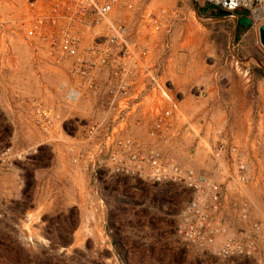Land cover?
<instances>
[{
	"label": "rangeland",
	"instance_id": "rangeland-1",
	"mask_svg": "<svg viewBox=\"0 0 264 264\" xmlns=\"http://www.w3.org/2000/svg\"><path fill=\"white\" fill-rule=\"evenodd\" d=\"M156 1L183 17L170 36L147 45L148 67L169 99L143 91L140 76L121 127L146 139L157 110L174 105L176 133L159 146L163 153L246 198L251 218L264 222V21L239 29L240 15H199L205 3L216 6L211 0ZM7 51L0 58V153L35 151L0 165V264L15 262V254L20 264H264V256L222 260L182 243L175 226L187 195L180 188L115 176L104 159L82 162L71 139L102 113L84 98L67 102V62L52 63L22 39ZM14 92L54 114L53 135L38 131ZM231 147L235 155L214 159L215 150ZM237 158L246 185L230 179Z\"/></svg>",
	"mask_w": 264,
	"mask_h": 264
},
{
	"label": "built area",
	"instance_id": "built-area-1",
	"mask_svg": "<svg viewBox=\"0 0 264 264\" xmlns=\"http://www.w3.org/2000/svg\"><path fill=\"white\" fill-rule=\"evenodd\" d=\"M153 0H1L0 58L10 44L22 39L40 50L52 63L67 62L73 87L67 102L81 98L92 102L102 113L89 120L71 146H78L81 161L94 164L104 159L111 174L128 180L169 185L183 190L187 199L175 226L177 238L218 259L264 256V222L253 220L250 204L240 194L229 196L222 184L205 172L178 163L159 147L175 136L179 119L171 104L160 107L142 139L128 133L122 124L136 105L132 94L137 80L144 77L143 91L159 92L160 83L148 67V43L168 37L183 22L176 7L152 6ZM228 16L246 10L255 22L264 21L257 14L264 0H211ZM135 27L131 30L130 27ZM147 83V84H145ZM166 90L164 85L162 86ZM162 99L166 101L169 97ZM15 105L28 113L34 126L44 135H53L56 117L34 98L14 92ZM166 103V102H165ZM33 151L0 153V165L20 160ZM235 155V148L215 150V160L224 153ZM230 178V176H229ZM233 184L246 185L245 164L235 163Z\"/></svg>",
	"mask_w": 264,
	"mask_h": 264
},
{
	"label": "trees",
	"instance_id": "trees-1",
	"mask_svg": "<svg viewBox=\"0 0 264 264\" xmlns=\"http://www.w3.org/2000/svg\"><path fill=\"white\" fill-rule=\"evenodd\" d=\"M220 9L218 8V7H216V6H213V5H210V4H208V3H205V5L199 10V15H201V16H205V15H207L208 13H209V16H219L218 15V11H219ZM240 11V16H241V18H247V17H249V13L246 11V10H239ZM240 18V19H241ZM239 19V20H240ZM239 20H238V23H237V26H238V28L239 29H247L248 27H243V26H241L240 24H239ZM113 238V240H112V242H113V245L114 246H116V241H115V235L112 237ZM122 252L121 251H119V254L120 255H122L121 254ZM15 256V262H10V263H12V264H20V262H18V259H17V256H16V254L14 255Z\"/></svg>",
	"mask_w": 264,
	"mask_h": 264
},
{
	"label": "water",
	"instance_id": "water-1",
	"mask_svg": "<svg viewBox=\"0 0 264 264\" xmlns=\"http://www.w3.org/2000/svg\"><path fill=\"white\" fill-rule=\"evenodd\" d=\"M218 15L220 16H228V13L226 11L223 10H219L218 11ZM234 17L237 16V11L233 12ZM254 18H241L239 20V24L243 27H248L249 25H251L252 21H254ZM258 39H259V44L261 45V47L264 49V24H260L258 26Z\"/></svg>",
	"mask_w": 264,
	"mask_h": 264
},
{
	"label": "bare ground",
	"instance_id": "bare-ground-1",
	"mask_svg": "<svg viewBox=\"0 0 264 264\" xmlns=\"http://www.w3.org/2000/svg\"><path fill=\"white\" fill-rule=\"evenodd\" d=\"M258 15L259 14H264V4H263V6L260 8V9H258V13H257ZM160 90H161V93H162V95L164 96V97H167L168 98V95L166 94V92L164 91V89L162 88V85H160ZM72 95V93H70L69 94V96L67 97V98H70V96ZM95 210V209H94ZM93 209H92V211H94ZM95 213H98V212H95ZM94 213V214H95ZM97 215V214H96ZM96 215H94V216H96ZM93 217V216H92ZM97 217V216H96ZM95 218V217H94ZM93 218V219H94ZM100 220H101V218H100ZM100 220L98 219V221L100 222ZM86 221V220H85ZM87 221H88V219H87ZM97 221V220H96ZM99 222L97 223L98 225H99ZM85 223V222H84ZM87 224V223H86ZM85 224V225H86ZM84 225V226H85ZM82 228H84L83 226H82ZM81 228V229H82ZM96 228H99V226L98 227H96ZM93 229V228H92ZM92 229H90V230H92ZM95 229V228H94ZM93 229V230H94ZM84 230V229H83ZM96 231V230H95ZM99 232V231H98ZM98 232H96V233H98ZM85 233V232H84ZM93 233H94V231H92V235H93ZM87 234H89V233H87ZM91 235V234H90Z\"/></svg>",
	"mask_w": 264,
	"mask_h": 264
},
{
	"label": "crops",
	"instance_id": "crops-1",
	"mask_svg": "<svg viewBox=\"0 0 264 264\" xmlns=\"http://www.w3.org/2000/svg\"><path fill=\"white\" fill-rule=\"evenodd\" d=\"M157 4H159L158 1H156V0H153V1H152V6H154V7H159V6H157ZM161 6H164V5H161ZM166 7H167V6H166ZM146 108H147V106L144 105V109H146Z\"/></svg>",
	"mask_w": 264,
	"mask_h": 264
},
{
	"label": "flooded vegetation",
	"instance_id": "flooded-vegetation-1",
	"mask_svg": "<svg viewBox=\"0 0 264 264\" xmlns=\"http://www.w3.org/2000/svg\"><path fill=\"white\" fill-rule=\"evenodd\" d=\"M237 15H240V11H237ZM249 18H250V16H249Z\"/></svg>",
	"mask_w": 264,
	"mask_h": 264
}]
</instances>
